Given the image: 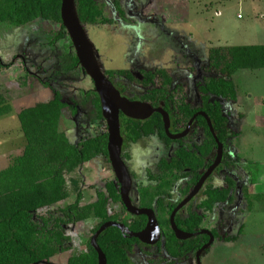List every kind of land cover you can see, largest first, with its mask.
I'll use <instances>...</instances> for the list:
<instances>
[{
	"label": "trees",
	"instance_id": "trees-1",
	"mask_svg": "<svg viewBox=\"0 0 264 264\" xmlns=\"http://www.w3.org/2000/svg\"><path fill=\"white\" fill-rule=\"evenodd\" d=\"M61 2L62 0H0V24L17 29L29 27L34 23L57 26V31L39 27V31L48 37L47 44L53 46L60 41H70L61 21ZM164 5L159 0H148L141 15L147 19L157 16L164 24L188 22L186 3L178 2L167 8ZM75 7L86 34L91 27L107 26L113 22L112 18L106 15L100 0H75ZM116 11L119 17L124 19L118 4ZM94 51L98 58L95 48ZM68 56V64L64 70L66 73L79 66L73 46ZM207 56L208 66L205 71L212 76L204 78L197 88L201 107L195 109L187 103L186 82L181 81L173 86L172 70L155 69L151 72H141V79L134 78L127 71L103 70V74L115 86L116 78L122 76L143 91L133 99L167 112L172 134L182 132L195 113L204 112L225 149L230 139L228 120L223 115L220 104L216 101L209 102V99L219 98L226 102H235L237 93L233 75L238 71L264 69V45L211 47ZM13 65L0 62V73ZM22 72L24 74L21 77V85L33 81L23 68ZM119 90L121 93L124 91L123 88ZM79 109L85 112L86 123L98 122L104 129L74 145L60 130V120L63 111L75 115ZM10 111L11 106L0 94V117ZM17 120L25 141L24 149L21 155L12 159L7 168L0 171V264H38L67 252H70L67 264H98L97 254L90 246V239L103 224L120 223L133 233L144 230L147 223L145 216H122L114 209L120 204L125 212L120 200L119 185L115 179L105 185V192L97 193L94 202L81 205L84 181L77 175L79 168L100 157L109 164L107 128L102 117L99 96L94 90L80 91L76 95L56 90L51 101L22 109L17 114ZM195 123L194 132H197V128L202 129L205 136L203 145L197 147L201 149H197L193 154L184 149L178 150L169 164H162L164 178L173 176L177 179L187 176L188 174L182 172L189 170L195 174L193 184L198 181L199 176L196 173L203 167L202 157H208L216 146L206 121L198 117ZM120 126L124 140L123 148L130 142H136L142 135L154 131H157L158 137L167 146L172 143L164 134L161 116L158 114L143 123L120 115ZM196 153L201 157H197ZM169 182L164 183V189L171 188ZM228 185L229 189L205 191L206 200L201 202L197 209L212 213L218 204H231L233 182L228 180ZM187 192L188 190L184 191V194ZM161 193L164 194V190ZM243 194L247 198V189H244ZM73 196V203L64 208H54ZM248 201L251 206V201ZM165 202H158V211L165 215V219L158 218L161 241L156 247L163 246L170 259H185L188 255L196 253L209 238L199 236L178 241L169 225V216L175 205L166 206ZM44 210V215L40 216L38 212ZM86 222H94L90 230L91 236L86 242V250L73 254L71 237L65 234V230ZM175 224L183 232L195 233L203 228V215L190 213L185 219L177 215ZM241 233L240 229L237 236L224 239L226 242L236 241ZM211 234L220 239L215 230H212ZM97 245L105 255L107 264H133L130 258L133 249L142 244L137 239L124 238L116 228H108L98 237ZM149 261L154 260L150 258Z\"/></svg>",
	"mask_w": 264,
	"mask_h": 264
},
{
	"label": "rangeland",
	"instance_id": "rangeland-1",
	"mask_svg": "<svg viewBox=\"0 0 264 264\" xmlns=\"http://www.w3.org/2000/svg\"><path fill=\"white\" fill-rule=\"evenodd\" d=\"M100 1L106 8L107 16L113 20L107 26L87 30L100 66L105 70L130 68L135 73L153 68L172 70L173 86L185 81L187 94L189 92V98L194 102H197V85L206 75L204 67L209 48L264 45V0H159L161 4H165V8L178 2L188 5V22L167 25L156 18L150 20L140 17V10L147 0ZM116 3L121 7L125 20L119 17L115 9ZM39 27L58 30L57 26H42L40 23L18 29L0 24L1 62L10 64L16 55L23 53L29 72L38 75L43 83L53 87L49 89L40 81L21 85L24 73L20 61L0 73V94L11 106L10 113L0 117V171L7 168L12 159L21 155L24 149L25 141L17 120V114L22 109L51 101L55 86L57 88L61 85L71 92L94 89L92 80L83 69L70 73L64 71L72 47L71 41L64 40L50 46L47 44L48 37L39 31ZM232 79L237 102L232 104L220 100L223 114L233 133L227 147L226 160L232 167L223 168L221 172L214 174L211 186L226 188L228 184L225 179L233 180L234 202L230 206L217 207V211L222 210V217L206 218L204 225L218 229L221 236L219 241L203 253L201 263L264 264V186L258 189L262 195L257 201L254 200L258 207L250 209V213L243 214L244 206L239 197L242 187L249 182L248 177L251 178L264 166V69L238 71ZM122 85L129 97L140 92L125 81ZM240 121L244 124L238 134ZM103 129L101 123L85 124L82 112L74 117L69 112L62 113L60 130L74 145L87 137L95 136ZM197 132L191 138L194 142H198L202 135ZM127 148L128 163L135 181L153 191L155 182L148 178V174H155L156 162L166 158L170 149L155 135L142 137ZM171 148H176V145ZM235 148L242 153L237 156L238 159ZM77 175L84 181L81 205L94 202L96 191H102L104 183L113 177L109 166L101 157L83 165ZM74 199L75 196L54 208H64L73 203ZM114 209L122 216L127 215L120 204ZM44 213L45 210L38 212L40 216ZM160 218L164 220L165 215H160ZM241 223L245 224V235L240 240L237 238L236 241L226 242L225 237L237 236ZM93 226L94 222H86L66 228L65 234L71 237L73 254L86 250V242ZM69 253L38 264H67ZM146 256L154 258L157 254L155 250L146 252L139 247L134 249L130 258L134 264H149L145 261Z\"/></svg>",
	"mask_w": 264,
	"mask_h": 264
},
{
	"label": "water",
	"instance_id": "water-1",
	"mask_svg": "<svg viewBox=\"0 0 264 264\" xmlns=\"http://www.w3.org/2000/svg\"><path fill=\"white\" fill-rule=\"evenodd\" d=\"M60 15L62 25L68 33L79 65L93 81L94 90L100 99L102 117L106 122L108 133V160L120 186L121 203L129 215L135 217L145 216L147 219L144 230L139 233L130 232L124 225L120 223L107 222L103 224L90 239V246L97 254L98 264H107L105 255L97 245V239L108 228H116L121 232L124 238L137 239L141 244L147 246H155L161 239V230L154 211L150 209H138L132 205L131 199L129 197L132 181L128 169L121 159L123 139L120 132V115H123L124 117L131 120L145 121L153 114L161 115L164 132L170 140H179L185 138L190 130L193 120L196 118V116H201L206 121L208 130L216 145V158L214 163L200 178L193 191L172 211L169 218L171 230L178 241H186L201 235H207L209 237L208 243L202 246L196 252V264H201V254L211 246L214 240L212 234L205 230H201L192 234L183 232L177 228L175 224V216L178 211L182 209V207H184L188 202H190L192 198L199 192L205 180L212 174V172L222 161L223 145L217 139L210 119L206 114L198 113L190 120L187 128L182 134L174 136L171 135L169 133V116L164 110L160 108L153 109L146 103L130 101L128 98L122 97L119 91L114 88L112 83L103 74L94 51V46L89 40L88 35L86 34L77 16L75 0H62Z\"/></svg>",
	"mask_w": 264,
	"mask_h": 264
},
{
	"label": "flooded vegetation",
	"instance_id": "flooded-vegetation-1",
	"mask_svg": "<svg viewBox=\"0 0 264 264\" xmlns=\"http://www.w3.org/2000/svg\"><path fill=\"white\" fill-rule=\"evenodd\" d=\"M101 2V1H100ZM147 2H148V0L146 1V4H147ZM102 3V2H101ZM103 4V3H102ZM117 4V3H116ZM146 4H145V6H146ZM104 6V5H103ZM119 6V5H118ZM144 6V7H145ZM120 7V6H119ZM143 7V8H144ZM121 8V7H120ZM142 8V9H143ZM115 9H116V6H115ZM142 9L140 10V13H141V11H142ZM122 10V9H121ZM104 11H105V13H106V8L104 7ZM107 15V14H106ZM109 17V16H108ZM142 19H146V18H143L142 17V15L140 16ZM121 18V17H120ZM154 18H156V19H159V17H152V18H149L150 20H152V19H154ZM122 19V18H121ZM123 20H125V16H124V19ZM160 20V19H159ZM161 21V20H160ZM162 23V22H161ZM162 24H164V23H162ZM164 25H167V24H164ZM98 27H100V26H98ZM101 27H103V26H101ZM177 54H178V52H176ZM98 56V55H97ZM97 60H98V63H99V59L97 58ZM16 61H20L21 62V67L28 73V75L30 76V78L33 80V81H28V83H30V82H34V83H36L37 81H40L41 83H42V85H44V86H46L47 88H49V89H51V88H53V87H51V85H49V84H46V83H43L41 80H40V78L38 77V75H36V74H31L30 72H29V70H28V67H27V64H26V58H25V56H24V54L22 53L21 55H16L14 58H13V60H12V62L10 63V64H15L16 63ZM2 63V62H1ZM3 64V63H2ZM5 65H7V64H5ZM100 65V64H99ZM207 66H208V56H207V59H206V65H205V67H204V69H206L207 68ZM100 68H101V70H102V72H103V70H105V69H103L101 66H100ZM77 69H82L81 67H80V65L75 69V70H72V71H79V70H77ZM157 69H165V68H157ZM153 70H155V68H153V69H147V70H141V71H139L138 73H135L133 70H131L130 68H128V69H117V70H114V71H127V72H129L130 73V75H132L134 78H137V79H141V72H151V71H153ZM105 71H109V70H105ZM111 71V70H110ZM71 72V71H70ZM70 72H68V73H70ZM205 73H206V75L202 78V80L198 83V85H197V88L199 87V85L200 84H202V82H203V79L204 78H206V77H210V76H212L211 74H209V73H207L206 71H204ZM88 76V75H87ZM89 77V76H88ZM175 77V76H174ZM90 78V77H89ZM108 79V78H107ZM109 80V79H108ZM185 80V79H184ZM110 81V80H109ZM123 81H125V82H127L130 86H132V87H134V88H136L135 86H133L131 83H130V81L128 80V79H126L125 77H119V78H116V80L114 81V83L116 84V86H118L119 87V89H124V91L121 93V91L112 83V85L114 86V88L117 90V91H119V93H120V95L122 96V97H126V98H128L130 101H138V100H134L133 98L135 97H129V96H127L126 95V93H125V87L122 85V82ZM93 82V81H92ZM94 85V84H93ZM136 89H138V88H136ZM56 90H59V91H61V92H65L66 94H69V95H76L77 93H79L81 90H79L78 92H71V91H67L63 86H61V85H59V86H57V88H56V86H55V88H54V92L56 91ZM92 90H94V89H92ZM139 90V89H138ZM89 91H91V90H89ZM95 91V90H94ZM140 92L137 94V95H140V94H142L143 93V91H141V90H139ZM196 91H197V89H196ZM83 92H87V91H83ZM188 94H189V92H188ZM187 94V103L191 106V108H199V107H201V101H200V98H199V96L197 95V102H194V101H192L190 98H189V95ZM220 100L221 99H216V98H212V99H209V102H218L219 104H220V106H221V103H220ZM221 101H223V102H226V101H224V100H221ZM138 102H141V101H138ZM237 102V98H236V101L235 102H227V103H232V104H235ZM141 103H144V102H141ZM147 104V103H146ZM149 105V104H148ZM153 108V107H152ZM153 109H159V108H153ZM160 109H162V108H160ZM221 109H222V106H221ZM163 110V109H162ZM66 112H69V111H66ZM79 112H82V114H83V122L85 123V124H90V123H86L85 122V112L82 110V109H79L78 111H77V113L75 114V115H71L70 113V115L72 116V117H74V116H77L78 115V113ZM222 112H223V110H222ZM167 113V112H166ZM198 113H204V112H197V113H195L191 118H190V120L196 115V114H198ZM168 114V113H167ZM205 114V113H204ZM154 115V114H153ZM152 115V116H153ZM159 115V114H158ZM224 115V114H223ZM151 116V117H152ZM161 116V115H160ZM169 116V115H168ZM150 117V118H151ZM198 117H201V116H196V118L193 120V123H192V125H191V127H190V130H189V132H188V134H187V136L185 137V138H182V139H179V140H170L167 136H166V134H165V132H164V134H165V136L167 137V139L168 140H170L172 143L170 144V145H166L165 143H164V141L163 140H161L159 137H158V133H157V131H154V132H152V133H149V134H147V135H142L141 136V138L142 137H146V136H151V135H155L156 137H157V139L161 142V143H163L164 144V146L165 147H167V149H170V153H169V155L166 157V158H162V159H160V160H158L157 162H156V164H155V166H154V169H155V174H148L149 175V179L151 180V181H154L155 182V186L153 187V191L152 190H150V189H145V187L143 186V185H141V183H138V181H135V176H134V174H133V172L131 171V168H130V166H129V163H128V161H129V155L127 154V150L129 149V148H127L128 146H129V144H134V143H136L137 141H139V139L136 141V142H130V143H128L127 145H125V147L123 148V146H122V150H121V159L123 160V162L125 163V165H126V167H127V169H128V172H129V174H130V178H131V181H132V185H131V190H130V192H129V197H130V199H131V202H132V205L134 206V207H136V208H138V209H150V210H153L154 211V213H155V215H156V218H157V221H158V218H160V215H164L163 213H161L160 211H158L159 209H158V202L160 201V200H162V201H166L165 203V205L167 206V205H175V207L173 208V210L193 191V189H194V187L196 186V184L198 183V181L200 180V178L206 173V171L208 170V168L214 163V161H215V158H216V148H215V150H214V152H212L208 157H202L203 159H202V165H203V167L200 169V170H198L197 171V173L196 174H198V176H199V178H198V181L197 182H195L194 184H193V179H194V177H195V174L194 173H190V171L189 170H185L184 172H182V173H184V174H188L187 176H183V177H178L177 179L175 178L174 179V177L172 176V177H168V178H164L163 176H162V174H163V169H164V167L162 166V164L163 163H167V164H169L170 162H171V160L175 157V155H176V152L178 151V150H180V149H184L186 152H190V153H194L195 151H197V149H201V148H197V147H200V146H202L203 145V143H204V140H205V136H204V132H203V130L202 129H198L197 128V131L198 132H200L202 135H200V137H199V141L197 142H194V141H192L191 140V138L195 135L196 136V132H194V129H195V127H196V119L198 118ZM150 118H148L147 120H149ZM203 118V117H202ZM204 119V118H203ZM131 120V119H130ZM147 120H145V121H137V122H141V123H143V122H146ZM161 120H162V117H161ZM169 120H170V118H169ZM190 120L188 121V123L190 122ZM228 120V119H227ZM133 121H136V120H133ZM95 123H98V122H95ZM163 123V122H162ZM188 123H187V125H188ZM105 124H106V122H105ZM187 125H186V127L184 128V130L182 131V132H180V133H177V134H172L171 132H170V128H169V133L171 134V135H179V134H182L184 131H185V129L187 128ZM170 127H171V122H170ZM227 127L229 128V133H230V139L228 140V144H229V142H230V140H231V138L233 137V136H231V135H233V133H232V130H231V126H230V124H229V121H228V124H227ZM106 128H107V126H106ZM163 131H164V127H163ZM120 132H121V126H120ZM197 132V133H198ZM140 138V139H141ZM123 139V138H122ZM123 144H124V140H123ZM222 144V143H221ZM228 144H227V147H228ZM173 145H176V148H171ZM223 145V144H222ZM216 146V145H215ZM183 147V148H182ZM188 147H191V148H188ZM227 147L224 149V147H223V156H222V161H221V163L219 164V166L212 172V174L205 180V182H204V184L202 185V187H201V189L199 190V192L192 198V200L190 201V202H188L184 207H182V209H180L179 211H178V213L176 214V216L178 215V216H180L181 218H183V219H185V218H187V216H188V214H190V213H196V214H198V215H203V228H201L199 231H201V230H205V231H208V232H210L211 233V231L212 230H215L216 232H217V234L219 235V236H221V234H220V232L218 231V229H216V228H207L204 224H205V222H206V218L208 217V216H211L212 214L211 213H205V212H203V210H198L197 209V207H198V205H200L201 204V202H203L204 200H206V196H205V194H204V192L205 191H207V190H217L218 188H214V187H212L211 186V179H212V177L214 176V174H216V173H218V172H221L222 170H223V168H230V167H232V165L231 164H228V162L226 161L227 160ZM196 156L197 157H201L200 156V154L199 153H196ZM236 158L238 159V157L236 156ZM104 160V159H103ZM104 162H105V160H104ZM106 163V162H105ZM108 166H109V169H110V171L112 172V178L110 179V180H108L107 182H105L104 183V185H103V190L102 191H96V195H97V193H102V192H105V185L108 183V182H110V181H112L113 179H115L116 180V182H117V179H116V177H115V175H114V173H113V170H112V168H111V165H110V162H109V164L108 163H106ZM228 180H231V179H229V178H226L225 179V182H227V184H228ZM168 181H170L169 182V186L171 185V188H168V189H164V183H166V182H168ZM232 182H233V180H231ZM118 183V182H117ZM119 185V184H118ZM222 189H229V185L226 187V188H221V189H218V190H222ZM164 190V194L163 193H161L162 191ZM186 190H188V192L186 193V194H184V191H186ZM233 190H234V182H233V189L231 190V196L233 197V201H232V203L231 204H218L214 209L216 210L217 209V207H219V206H223V205H227V206H230V205H232L233 204V202H234V196H233ZM243 191H244V187H242V190H241V194H240V196L241 195H243ZM119 195H120V186H119ZM239 196V197H240ZM83 197H84V195H83ZM153 197V198H152ZM121 200V199H120ZM152 200V201H151ZM150 201H151V203H150ZM172 210V211H173ZM219 210H221V209H219ZM126 211V210H125ZM214 211V210H213ZM127 213V212H126ZM172 213V212H171ZM127 215H129L128 213H127ZM129 216H131V215H129ZM176 216H175V218H176ZM132 217H135V216H132ZM169 218H170V216H169ZM169 225H170V223H169ZM171 228V227H170ZM199 231H197V232H199ZM196 233V232H195ZM192 234V233H191ZM201 236H207V235H201ZM213 236V235H212ZM199 237V236H198ZM208 237V236H207ZM223 237V236H222ZM194 238H196V237H194ZM209 238V237H208ZM192 239V238H191ZM213 242H212V244H214V243H216V241H219L220 239L219 238H214L213 237ZM160 241H161V239H160ZM159 241V242H160ZM208 241H209V239H208ZM208 241L205 243V244H207L208 243ZM158 242V243H159ZM157 243V244H158ZM156 244V245H157ZM162 244H163V242H162ZM204 244V245H205ZM211 244V245H212ZM144 244H142V245H136L135 247H134V249L135 248H139L140 247V249H145L146 250V252H150V250H155L156 251V254H157V256L156 257H145V261L147 262V263H149V264H151V263H155V262H157L158 264H196V253H194V254H190V255H188V257L187 258H185V259H181V260H177V259H170L169 257H167V255H166V252L164 251V247L163 246H161L160 248H158V247H156V245L155 246H147V245H144ZM203 245V246H204ZM150 247V248H149ZM133 249V250H134ZM209 249V248H208ZM207 250V249H206ZM205 250V251H206ZM204 251V252H205ZM203 252V253H204ZM133 253H134V251H133ZM203 253L201 254V256H200V261H201V258H202V256H203ZM205 254V253H204ZM132 255V254H131ZM131 257V256H130ZM152 259L153 258V262L151 261H149V259ZM133 262V261H132ZM134 264V263H133ZM202 264V263H201Z\"/></svg>",
	"mask_w": 264,
	"mask_h": 264
},
{
	"label": "crops",
	"instance_id": "crops-1",
	"mask_svg": "<svg viewBox=\"0 0 264 264\" xmlns=\"http://www.w3.org/2000/svg\"><path fill=\"white\" fill-rule=\"evenodd\" d=\"M262 123L264 124V122H262ZM242 124H244V122L240 121L238 123V127H239L238 128V134L241 132L240 127ZM236 135H237V133H236ZM235 154H236V156H239L242 153H241V151L238 150V148H235ZM248 179H249V182H248V184H245L246 186L244 187V189H247L248 196H247V198L244 197V194L240 196L241 203L244 206V208L242 209L243 214L249 212L250 209H254L255 206L258 207V203H256L255 201H257L258 198L260 197V195H262V193L260 191H258V189L261 188L262 186H264V166L261 169H259V171H256V173L251 178L248 177ZM248 200L251 201V206H250V204H248V202H249ZM211 214H212L211 216H213V217H216V216L222 217L223 216L222 210L217 211L214 209V211ZM240 225L241 226H240L239 230L241 229L242 233L239 236V240L245 235L244 234L245 224L241 223Z\"/></svg>",
	"mask_w": 264,
	"mask_h": 264
}]
</instances>
